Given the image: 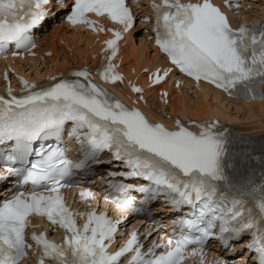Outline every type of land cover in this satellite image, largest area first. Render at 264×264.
Masks as SVG:
<instances>
[{
	"label": "bare ground",
	"instance_id": "obj_1",
	"mask_svg": "<svg viewBox=\"0 0 264 264\" xmlns=\"http://www.w3.org/2000/svg\"><path fill=\"white\" fill-rule=\"evenodd\" d=\"M264 9V4H258L256 6L257 10L255 13L251 14V16H254L253 18H263L264 12L262 14L261 11ZM251 11V12H254ZM247 17V16H244ZM64 29V30H63ZM60 30L62 33H69V36L72 38H78L80 41L85 43V47L81 50V52H78L77 56H75L72 60H76V62L79 63H85L90 59L91 56H93L96 52V43L94 41V38L90 36L89 34H82L80 30L74 29L72 32H69L68 29L64 28V25H57L55 28H53L52 31H50L47 35L42 37V41L44 42L42 44V47L49 49L52 54L54 53V57L50 58L47 60V62L50 64L48 68L49 72H55L59 68L63 67L64 65L67 64V56L62 55L60 56L57 54L58 51V44L56 42V38L60 36ZM96 39V38H95ZM136 40H139V46L136 44ZM149 46L150 43H147L146 41L143 40V38H138L137 36L133 38H128L126 41V44L124 48L122 49L120 53L121 61L124 64V68H126L128 71L131 70L133 67L136 72L139 71L142 67L144 66H149L151 64L156 63V49H153L154 54L148 56L147 52L144 51L143 49H139L140 47H145ZM138 48V49H137ZM62 50V49H60ZM40 59H44L42 63L46 62V58L38 57ZM35 59H31L29 61L33 62L35 65L34 61ZM44 71V72H45ZM38 72H35V76L37 75ZM143 76H140L139 78L141 79ZM185 85H188L187 83ZM199 91L203 94L200 95L202 98L201 102H188V106L182 105V104H177L174 99L171 103V109L174 111L172 114H182L184 116H191L194 118H212L214 114L219 115L223 119L229 121L230 117L227 114V106H226V100L225 97L217 92L212 90L210 87L206 86H200ZM200 94V93H199ZM207 97H211V102H206L205 99ZM170 98H172V94H170ZM156 99V100H155ZM150 100L152 103L156 104L159 106L157 102V96L155 92H150ZM214 101H216L214 104H212ZM228 102H234L229 100ZM236 103V102H234ZM238 105H241L242 107L246 108L250 115L252 114V111H255L256 113L262 114L264 113V101L261 102H254L251 104H243V103H236ZM236 112L242 111L239 108L235 109Z\"/></svg>",
	"mask_w": 264,
	"mask_h": 264
},
{
	"label": "rangeland",
	"instance_id": "obj_2",
	"mask_svg": "<svg viewBox=\"0 0 264 264\" xmlns=\"http://www.w3.org/2000/svg\"><path fill=\"white\" fill-rule=\"evenodd\" d=\"M255 1V3L256 4H264V0H254ZM257 11V10H256ZM137 46H138V44H137ZM80 47L82 48L83 47V44H80ZM141 49V48H140ZM143 49V48H142ZM146 49H148V48H146ZM148 53H150V54H152L151 53V51L150 50H148ZM188 96V97H191V99H197V96H196V98H195V95L190 91H186V92H184V96ZM210 98H207V100H209ZM237 107L236 106H234L233 104H231L230 105V111L234 114V115H236L238 118H240V119H242V120H244V119H246L247 117H248V114H247V112H246V110H244V109H241V108H239V109H241L242 111H239V112H236V109Z\"/></svg>",
	"mask_w": 264,
	"mask_h": 264
}]
</instances>
